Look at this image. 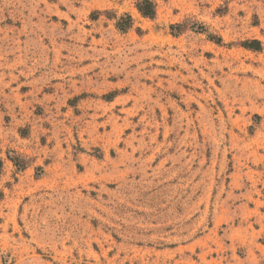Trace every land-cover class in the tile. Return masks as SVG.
Returning <instances> with one entry per match:
<instances>
[{
    "label": "rangeland",
    "instance_id": "rangeland-1",
    "mask_svg": "<svg viewBox=\"0 0 264 264\" xmlns=\"http://www.w3.org/2000/svg\"><path fill=\"white\" fill-rule=\"evenodd\" d=\"M140 1L0 0V264H264V0Z\"/></svg>",
    "mask_w": 264,
    "mask_h": 264
},
{
    "label": "trees",
    "instance_id": "trees-1",
    "mask_svg": "<svg viewBox=\"0 0 264 264\" xmlns=\"http://www.w3.org/2000/svg\"><path fill=\"white\" fill-rule=\"evenodd\" d=\"M137 8L139 10V12L144 16V17H148V18H153L156 15V7L155 4L152 0H142L138 3ZM131 20V18L129 17V21ZM118 26L120 27V29H124V27L121 26V24H118ZM180 25H177L176 27H172V29H176V28H180ZM200 30L205 31L204 27H201ZM219 42V40H218ZM244 46L247 49L250 50H255V51H261L262 49V44L260 41H250V42H246L244 43Z\"/></svg>",
    "mask_w": 264,
    "mask_h": 264
}]
</instances>
